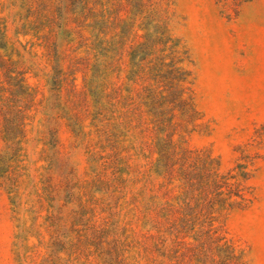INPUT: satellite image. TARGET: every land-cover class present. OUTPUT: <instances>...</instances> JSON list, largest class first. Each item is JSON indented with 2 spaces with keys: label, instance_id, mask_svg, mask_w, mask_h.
I'll use <instances>...</instances> for the list:
<instances>
[{
  "label": "trees",
  "instance_id": "16d2710c",
  "mask_svg": "<svg viewBox=\"0 0 264 264\" xmlns=\"http://www.w3.org/2000/svg\"><path fill=\"white\" fill-rule=\"evenodd\" d=\"M31 1V18L13 36L0 19V185L16 221L17 261L248 264L225 223L250 200L252 162L243 157L221 172L212 154L185 142L199 114L195 77L152 2L128 0L144 33L124 70L125 21L109 34L108 0ZM22 37L41 41L49 60L48 95L39 104L26 77L38 54ZM81 51L89 74L79 89L71 69ZM62 120L86 154L87 179L68 171ZM30 126L43 144L37 160L28 151ZM144 153L146 163H137Z\"/></svg>",
  "mask_w": 264,
  "mask_h": 264
},
{
  "label": "rangeland",
  "instance_id": "374dc122",
  "mask_svg": "<svg viewBox=\"0 0 264 264\" xmlns=\"http://www.w3.org/2000/svg\"><path fill=\"white\" fill-rule=\"evenodd\" d=\"M150 1L154 17L159 16L164 23L161 29L184 51L183 63L195 77L199 114L195 125L186 132L185 142L193 149L212 154L221 172L232 169L243 157L252 162L250 200L245 208L231 212L225 224L229 236L246 250L247 263L264 264V0H246L239 5L233 0ZM108 3L112 21L109 34L119 31L125 21L122 30L127 44L121 50L120 66L126 70L128 51L142 41L144 31L136 26V11L128 0H108ZM32 5L31 0H0V19L7 24L10 36L18 22L31 18ZM44 8L43 4V11ZM22 39L30 40L38 54L32 59L33 69L26 77L39 104L48 95L49 60L46 49L39 45L41 41L31 37ZM74 56L71 73L81 89L84 73L89 74L87 59L82 51L74 52ZM38 139L30 126L28 151L37 152L31 154L32 160H37L43 148ZM59 139L68 171L75 172L79 179H87L86 154L72 145V133L64 120L59 125ZM2 145L0 123V151ZM146 155L138 157L136 162L146 163ZM16 231L9 196L0 185V264H21L15 256ZM37 242L32 239L28 248L31 254L36 251ZM134 249L137 250L131 247L130 252Z\"/></svg>",
  "mask_w": 264,
  "mask_h": 264
}]
</instances>
